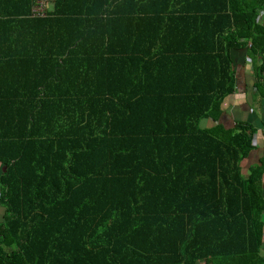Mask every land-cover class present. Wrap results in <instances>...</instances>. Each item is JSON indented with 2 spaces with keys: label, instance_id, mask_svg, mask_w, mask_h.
I'll list each match as a JSON object with an SVG mask.
<instances>
[{
  "label": "trees",
  "instance_id": "obj_1",
  "mask_svg": "<svg viewBox=\"0 0 264 264\" xmlns=\"http://www.w3.org/2000/svg\"><path fill=\"white\" fill-rule=\"evenodd\" d=\"M34 3L0 0V264H264V154L220 122L233 50L264 98V0Z\"/></svg>",
  "mask_w": 264,
  "mask_h": 264
},
{
  "label": "crops",
  "instance_id": "obj_2",
  "mask_svg": "<svg viewBox=\"0 0 264 264\" xmlns=\"http://www.w3.org/2000/svg\"><path fill=\"white\" fill-rule=\"evenodd\" d=\"M231 58L237 84L235 92L223 104L220 122L223 123L225 128H233L238 122H246L253 127L252 144L254 150L247 159L242 161V166L245 170L249 165L257 164L264 154V98L259 99L258 92L253 86L255 82L253 59L243 49L233 50ZM259 63L260 60L257 61V64ZM203 124L212 126L213 122L205 120Z\"/></svg>",
  "mask_w": 264,
  "mask_h": 264
},
{
  "label": "built area",
  "instance_id": "obj_3",
  "mask_svg": "<svg viewBox=\"0 0 264 264\" xmlns=\"http://www.w3.org/2000/svg\"><path fill=\"white\" fill-rule=\"evenodd\" d=\"M48 0H35V3L33 5V10L35 11L36 14L40 13L42 14V7H46V5L48 4L47 3Z\"/></svg>",
  "mask_w": 264,
  "mask_h": 264
},
{
  "label": "rangeland",
  "instance_id": "obj_4",
  "mask_svg": "<svg viewBox=\"0 0 264 264\" xmlns=\"http://www.w3.org/2000/svg\"><path fill=\"white\" fill-rule=\"evenodd\" d=\"M3 214V208L0 206V220H1V215Z\"/></svg>",
  "mask_w": 264,
  "mask_h": 264
}]
</instances>
